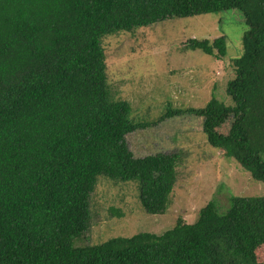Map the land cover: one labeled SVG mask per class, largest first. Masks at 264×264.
I'll return each mask as SVG.
<instances>
[{
    "label": "trees",
    "instance_id": "trees-1",
    "mask_svg": "<svg viewBox=\"0 0 264 264\" xmlns=\"http://www.w3.org/2000/svg\"><path fill=\"white\" fill-rule=\"evenodd\" d=\"M239 11L248 29L232 57L230 104L200 108L208 143L264 182V0H0V264H264V195L208 202L194 223L161 234L79 245L98 179L135 182L148 214H163L177 158L136 157L126 136L153 123L132 118L111 91L103 38L171 18ZM227 36L189 38L216 58Z\"/></svg>",
    "mask_w": 264,
    "mask_h": 264
},
{
    "label": "rangeland",
    "instance_id": "rangeland-1",
    "mask_svg": "<svg viewBox=\"0 0 264 264\" xmlns=\"http://www.w3.org/2000/svg\"><path fill=\"white\" fill-rule=\"evenodd\" d=\"M248 26L239 11L171 18L103 38L108 82L116 98L127 100L137 122L156 123L127 134L136 157L164 153L177 158V180L171 203L163 214H148L135 182L98 179L90 204L88 231L75 246L95 245L116 236L140 232L164 233L178 219L194 223L208 202L221 211L234 195H264V182L253 179L232 158L211 146L203 118L175 114L157 121L171 109L200 108L215 95L230 104L227 82L235 76L232 57L243 51ZM227 36L228 54L216 58L202 50H185L189 38Z\"/></svg>",
    "mask_w": 264,
    "mask_h": 264
}]
</instances>
